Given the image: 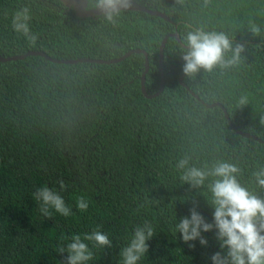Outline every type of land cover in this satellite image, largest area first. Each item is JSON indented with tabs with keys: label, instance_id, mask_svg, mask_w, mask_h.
Listing matches in <instances>:
<instances>
[{
	"label": "trees",
	"instance_id": "16d2710c",
	"mask_svg": "<svg viewBox=\"0 0 264 264\" xmlns=\"http://www.w3.org/2000/svg\"><path fill=\"white\" fill-rule=\"evenodd\" d=\"M135 1L164 11L173 22L126 10L113 24L103 14L80 17L61 0H0V56L41 50L59 59H112L145 49L150 94L160 88V46L169 33L178 32L184 43L193 29L222 31L244 46L240 61L184 75V86L185 47L171 36L164 90L151 98L141 86L143 53L114 63H57L42 55L0 61V264H64L67 253L57 250L69 242L65 238L97 226L114 246L93 249L88 264H119L120 249L145 219L155 223L157 234L141 264H212L211 256L222 251L215 230L202 233L206 247L199 240L189 247L175 235V222L193 207L213 222L206 189L180 180L175 165L184 157L201 168L233 163L241 170L240 183L264 197L253 176L264 168V143L237 133L221 107H206L189 90L222 103L238 128L264 139V0ZM25 7L34 43L12 26ZM242 96L246 105L239 104ZM44 186L64 197L70 216L51 208V218L42 216L33 194ZM80 196L89 202L86 211L77 207Z\"/></svg>",
	"mask_w": 264,
	"mask_h": 264
},
{
	"label": "clouds",
	"instance_id": "9594fccd",
	"mask_svg": "<svg viewBox=\"0 0 264 264\" xmlns=\"http://www.w3.org/2000/svg\"><path fill=\"white\" fill-rule=\"evenodd\" d=\"M204 3L207 5L208 0H204ZM94 7L102 12L108 22L115 24L120 14L131 7V0H94ZM30 19L29 9L25 7L15 13L12 26L17 33L34 43L37 37L30 32L27 23ZM249 23L254 34L260 31L257 25L251 21ZM184 43L182 71L186 76L201 70L211 72L217 67L231 68L240 61L244 51V46L234 43L226 33L206 31L204 28L188 31ZM229 52L232 53L231 57L227 56ZM247 103V97L242 96L239 104ZM261 123L264 124V117ZM175 167L180 170L182 183L192 189H206L205 198L214 210L213 222L208 223L193 207L189 216L175 222V235L179 233L184 243L199 240L200 245L206 247L208 240L202 233L215 230L222 251L211 256L212 264H264V197L240 183V168L226 161H217L211 167L190 166V157L179 159ZM253 176L258 186L264 188V168L254 172ZM59 185L61 189L65 188L63 181ZM33 195L41 204L40 213L43 217L51 218L50 208L64 217L72 214L64 197L53 188L40 187ZM77 207L81 211L88 209L89 202L84 196L77 198ZM156 234L157 228L153 221L145 219L142 224H137L130 239L119 251V264H141L149 251L148 241ZM65 239L69 242L57 250L61 254L67 253L64 264H88L95 259L93 249L104 250L114 246L109 234L99 226L90 233L74 234ZM189 247H194V244L189 243Z\"/></svg>",
	"mask_w": 264,
	"mask_h": 264
},
{
	"label": "water",
	"instance_id": "95a60500",
	"mask_svg": "<svg viewBox=\"0 0 264 264\" xmlns=\"http://www.w3.org/2000/svg\"><path fill=\"white\" fill-rule=\"evenodd\" d=\"M66 6L68 7H73L76 14L80 17H87V16H98V15H102V12L98 9V8H88L87 6V0H61ZM128 10H141L144 12H147L151 15H156V16H161L164 19L173 22V19H171L164 11H160V10H155V9H150L146 6H143L139 3H137L135 0H131V7ZM174 36L178 39V41L184 46L186 47V45L182 42L181 38H180V34L178 32H174V33H169L167 35H165V37L163 38L162 42H161V46H160V62H159V69H160V74H161V84H160V88L159 90L154 93V94H150L147 92L146 90V74L149 71L150 68V62H149V55L148 52L145 49H141V48H137V49H132L128 52H126L124 55H121L117 58H112V59H97V58H76V59H59V58H54L50 55H48L46 52L41 51V50H31L22 54H18V55H13V56H0V61H11V60H17V59H24L29 55H42L44 56L46 59L57 62V63H77V62H96V63H114V62H119L124 60L125 58L129 57L131 54L133 53H143L145 55V70L142 74V81H141V86H142V91L143 93L151 98L154 96L159 95L163 90H164V85H165V75H164V66H163V61H164V50H165V46L166 43L169 39V37ZM184 73L181 75L180 77V82L182 85L187 86V84L183 81V77H184ZM189 88V87H188ZM189 90L191 91V93L196 96L198 99L201 100V102L206 106V107H215V106H219L223 109L224 113H225V117L228 120L229 124L235 129V131L239 134H241L242 136L248 137V138H253L255 140H258L262 143H264V139L258 137L255 134L246 132L241 130L240 128H238L231 120L230 114L227 110V108L220 102H215V103H208L206 101H204L203 99L200 98L199 95H197L196 93H194V91L192 89L189 88Z\"/></svg>",
	"mask_w": 264,
	"mask_h": 264
},
{
	"label": "flooded vegetation",
	"instance_id": "af4514ba",
	"mask_svg": "<svg viewBox=\"0 0 264 264\" xmlns=\"http://www.w3.org/2000/svg\"><path fill=\"white\" fill-rule=\"evenodd\" d=\"M87 2L89 3V1L87 0ZM88 3H87V5H88ZM156 10V9H155Z\"/></svg>",
	"mask_w": 264,
	"mask_h": 264
}]
</instances>
